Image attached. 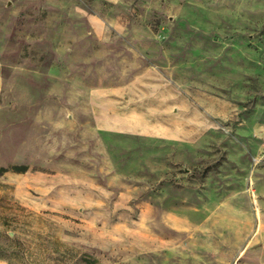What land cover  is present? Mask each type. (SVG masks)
<instances>
[{"label":"rangeland","instance_id":"1","mask_svg":"<svg viewBox=\"0 0 264 264\" xmlns=\"http://www.w3.org/2000/svg\"><path fill=\"white\" fill-rule=\"evenodd\" d=\"M0 264H264V0H0Z\"/></svg>","mask_w":264,"mask_h":264},{"label":"crops","instance_id":"2","mask_svg":"<svg viewBox=\"0 0 264 264\" xmlns=\"http://www.w3.org/2000/svg\"><path fill=\"white\" fill-rule=\"evenodd\" d=\"M159 85V83H157ZM156 92L153 95H150L149 98V94H148V102H149V108L151 109H147L149 110V112H154V117L155 119L158 120H164V116L168 117L169 115L167 114V112L171 109V107H177V105L180 106V109H178V113L180 111L181 113L185 114V121H181V124L179 125L180 127L183 128V130H181L180 134H177L178 136L183 137L184 139H192V140H198L200 138V134L198 133V130L201 129V127L203 128V126L205 124L208 123L207 118H204L203 116V109H206V111H210L212 112L214 109H217V105L219 104L218 98L214 97H205L204 91H201V94L196 93L195 96H197V99L193 100L190 97V94L188 93V91L185 88H177V89H171L166 91L165 89H163L162 87H155ZM131 91V98L134 100L136 97V91L135 88H130L129 89ZM208 95V94H207ZM193 96V95H191ZM210 96V95H209ZM133 100L129 101V102H123V105L126 106L125 108L122 107V109L119 108V106L121 105V103H116L114 102L116 108L115 111L117 113V115L119 114V117L123 114L124 116L128 117V114H131L133 111H136L134 107H132V102ZM198 101V102H197ZM214 103L216 105H214ZM211 105L212 107H208L207 108H203L204 105ZM151 105V106H150ZM104 106L105 104L100 102V109H99V117L97 119L98 122H100V125L102 127H108V126H112V124L117 125H122L121 127H123V124H119L120 121L117 123L116 118H114L115 116H112V118H107L106 114L103 115V111H104ZM214 106V107H213ZM138 111V110H137ZM106 117V118H105ZM111 117V116H110ZM119 117L118 120L120 119ZM193 117H197L196 120H190ZM199 119H201L199 121ZM171 120V119H169ZM122 123V122H121ZM190 128H194L192 130H187ZM176 128L172 127V130H174ZM176 132V131H175ZM173 134H176V133ZM177 135H173V136H177Z\"/></svg>","mask_w":264,"mask_h":264},{"label":"bare ground","instance_id":"3","mask_svg":"<svg viewBox=\"0 0 264 264\" xmlns=\"http://www.w3.org/2000/svg\"><path fill=\"white\" fill-rule=\"evenodd\" d=\"M253 197H254V202H255V204H256L257 212H258V214H259V212H260V208H259V204H258V200H257V195L255 194V192H254V194H253Z\"/></svg>","mask_w":264,"mask_h":264}]
</instances>
